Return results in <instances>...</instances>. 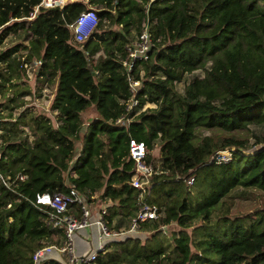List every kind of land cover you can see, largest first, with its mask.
Listing matches in <instances>:
<instances>
[{
	"label": "trees",
	"instance_id": "16d2710c",
	"mask_svg": "<svg viewBox=\"0 0 264 264\" xmlns=\"http://www.w3.org/2000/svg\"><path fill=\"white\" fill-rule=\"evenodd\" d=\"M40 1L0 0V45L11 34L27 40L25 62L38 60L37 76L56 81L51 108L59 122L54 128L49 117H32L39 134L30 143L18 135L23 132L19 125L27 123L23 115L0 121V172L9 183L0 181V264H34L33 252L56 234L48 223L51 209L34 202L37 193L67 192L70 184L89 201L100 192L102 201L111 200L109 226L130 222L139 206L130 184V139L144 142L149 152L160 143L161 174L152 176L144 201L163 216L141 224V231L155 230L144 241L140 231L111 241L95 264H264V215L214 214L235 188L264 192V141H255L263 145L244 154L252 147L233 135L249 124H264V0H88L102 6L81 47L67 25L88 6L74 0L39 7L31 18ZM115 24L119 30L112 29ZM144 25L154 45L146 59L133 63L130 74L141 82L138 103L129 123L117 124L132 96L122 61ZM21 47L17 43L0 50V92L6 82L16 85L11 81L19 78ZM197 69H203V76L193 77L184 93L177 92L174 82ZM25 92L14 90L2 105L17 107ZM147 102L156 106L141 110ZM91 105L97 117L88 122L75 157L81 115ZM199 128L225 135L200 138ZM226 147L233 148L230 160H211ZM213 215L218 216L215 222ZM197 219L207 224L196 227L192 237L186 229ZM173 224L178 229L165 246L162 227ZM40 264L62 262L51 257Z\"/></svg>",
	"mask_w": 264,
	"mask_h": 264
},
{
	"label": "built area",
	"instance_id": "2783aa9c",
	"mask_svg": "<svg viewBox=\"0 0 264 264\" xmlns=\"http://www.w3.org/2000/svg\"><path fill=\"white\" fill-rule=\"evenodd\" d=\"M65 3H67V0H41L30 17L35 16L39 7H62ZM97 21L96 9L88 7V9L80 12L67 27L71 31L74 41L82 43L92 33ZM153 45V40L144 25V29L138 34L136 41L127 46L128 53L125 59H123L122 64L127 69V80L132 96L125 102L128 113L116 119L115 123L117 124H128L131 118L129 116L130 110L138 103L135 95L140 88L141 82L134 79L130 74L133 63L137 59H146ZM140 76H142V72H140ZM148 103H145L141 110L151 108L146 107ZM155 106L154 104L153 107ZM231 150L230 148L218 150L213 154L211 160L216 162L228 161L231 159ZM128 152L129 157L134 161L130 184L137 190L139 201V206L130 218L128 226L114 228L113 223L111 224L112 226H109L106 215H108L107 204H111V200L106 199L104 204L96 206L92 210L87 203V196L79 192L74 185L68 184L67 192L37 193L34 202L38 206L49 207L51 209L48 213V223L56 231L55 235L59 237V241L37 248L32 254L34 264H40V262L51 257H57L62 264H95L98 254L105 251L106 246L111 241L123 240L125 236L136 235L140 231L142 223L155 221L163 216V213H160L156 205H151L144 201L145 197L151 193L153 186L152 176L157 172L156 166L151 161H147L149 151L146 144L142 141L130 139ZM70 174L71 176H75L74 172H70ZM19 178L23 179L25 177L20 176ZM0 181L4 185L9 186L7 178L1 172ZM192 181V177H188L186 180L187 184H191ZM90 198H94V196L91 195ZM9 206L10 204L7 205V207ZM92 225L96 227L97 231L96 247L91 248L86 254H75L72 235L81 229H90ZM163 228L166 227L163 226ZM103 237L106 238L105 242H102ZM86 240L91 241L90 233L86 236Z\"/></svg>",
	"mask_w": 264,
	"mask_h": 264
},
{
	"label": "rangeland",
	"instance_id": "374dc122",
	"mask_svg": "<svg viewBox=\"0 0 264 264\" xmlns=\"http://www.w3.org/2000/svg\"><path fill=\"white\" fill-rule=\"evenodd\" d=\"M74 1V0H72ZM85 3L88 7L95 8L96 10H99V8L102 6L100 4L94 5L90 4L88 0H78ZM112 29L119 30L120 25H113ZM135 33V32H132ZM137 35H135L134 40H131L130 44L136 41ZM17 43H21L23 47H21L17 53L18 59L22 62L21 65H19V78L13 79L11 83H16L14 87L10 85V83H5V87L2 89V92H0V121L1 122H10L14 120L18 115H23V118L26 119L25 124H20L19 129H22L23 132L19 133L20 136H26L28 138V141L30 143L33 142V140L38 136L39 132L34 131V125L31 121L32 117H49L51 120V125L56 128L59 124L58 120L56 119V111L51 108L52 99L54 97L55 91H56V81H47L44 77L37 76V71L39 69V61L36 59H32L30 61L25 62L26 59V53L27 50L25 47H27V40H24L22 38V35L19 36V34H11L8 35L4 41L0 45V50H3L5 48H8L12 45H15ZM83 43V42H82ZM82 43H74L77 46L81 47ZM99 55H103V52L100 51L98 53ZM97 54V55H98ZM97 55L95 57H97ZM210 63L206 64V67L209 66ZM143 74V70H141ZM204 71L203 69H197L190 73H185L183 78L181 80H177L174 82L173 87L177 92L184 93V89L186 84L193 78V77H201L203 76ZM16 89H27L28 92H25V94L19 98L20 105L18 104L17 107L14 108H5L2 104L7 101L8 98L13 96L14 90ZM153 103L146 104V107H153ZM97 117L96 110L94 105H91L87 110L82 112L81 115V122L82 127L79 132V139L74 141L75 143V157L79 154L81 150V144H82V136L84 132L86 131V127L88 122L92 121ZM223 136L225 135V132L222 131H216V130H207L203 128H199L196 130V135L198 137H205V136H213V135ZM234 136H236L238 139H243L244 141H247L248 145H250L252 148L244 149L242 150L244 154L252 153L256 148H260L263 143L254 144L257 140L264 141V124H249L247 126L246 130L238 131L233 133ZM2 140L0 139V145H2ZM160 143L158 145H155L150 154L151 162L156 166L157 172L153 175H159L161 172L158 170L160 168L161 163V151H160ZM233 150L232 147H228ZM227 149V148H226ZM232 157V154H231ZM73 174V173H72ZM71 175V174H70ZM166 175V174H164ZM154 180L152 179V182ZM153 197L155 196L154 193ZM94 198H90V200L87 202L89 204V207L93 210L96 206H99L101 204H104V201L100 199V192L95 193L93 195ZM162 202H166V196L161 198ZM160 200V202H161ZM157 203V202H155ZM92 204V205H91ZM110 204H107V206ZM158 205V204H157ZM214 212L216 215H227L230 217H249L251 219H255L259 217L261 214L264 215V192L261 190H258L256 188H242L238 187L233 189L228 197L225 198V203H223L220 207L217 208ZM218 216H212V221L215 222ZM117 218H115L116 220ZM116 222V221H115ZM128 219H125L122 221V225L124 227L128 226ZM207 223L202 221L201 219L194 220L192 225L188 227L186 230L192 237L195 236V230L196 227H199L200 225H206ZM112 226V225H111ZM141 229V228H140ZM162 234H161V240L165 246H168L171 243L172 239V232L174 230H177L178 227L173 224L169 228H163ZM154 229L146 228L144 230H140L138 236L141 239V241H144V238H147L148 236L152 235L154 233ZM90 235H91V241L86 240V231L85 229H81L74 233L73 241H74V253L75 254H86L91 248L96 247L97 243V231L96 227L92 225L90 227ZM48 241V240H47ZM42 241L44 245L49 243H57L59 241V237L57 235H54L51 237V242ZM106 238L103 237L102 242H105ZM169 249V248H166ZM194 250V248H193Z\"/></svg>",
	"mask_w": 264,
	"mask_h": 264
},
{
	"label": "crops",
	"instance_id": "0c3cea01",
	"mask_svg": "<svg viewBox=\"0 0 264 264\" xmlns=\"http://www.w3.org/2000/svg\"><path fill=\"white\" fill-rule=\"evenodd\" d=\"M69 1H72V0H67V2H69ZM112 223L114 224V221H112ZM85 231H86V236L89 235L90 229H85Z\"/></svg>",
	"mask_w": 264,
	"mask_h": 264
},
{
	"label": "clouds",
	"instance_id": "9594fccd",
	"mask_svg": "<svg viewBox=\"0 0 264 264\" xmlns=\"http://www.w3.org/2000/svg\"><path fill=\"white\" fill-rule=\"evenodd\" d=\"M226 148H228V147H226Z\"/></svg>",
	"mask_w": 264,
	"mask_h": 264
}]
</instances>
